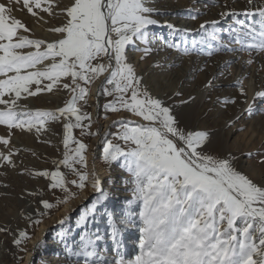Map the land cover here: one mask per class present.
<instances>
[{"label": "snow or ice", "instance_id": "obj_1", "mask_svg": "<svg viewBox=\"0 0 264 264\" xmlns=\"http://www.w3.org/2000/svg\"><path fill=\"white\" fill-rule=\"evenodd\" d=\"M249 5L251 10L237 12L225 0L227 11L220 13L224 19L247 18V22L237 19L240 31L232 32L239 48H229L222 41L219 44L223 50L248 51L246 68L257 63L253 52L264 53V6H255L254 0H249ZM17 13H26L40 26L51 25L47 32L52 38L37 37ZM166 14L154 6V0H0V126L8 129L6 135H0V166L17 167L14 156L20 149L12 144L15 131L40 134L50 131V122H62L63 158L54 161L52 170L29 172L49 181L47 187L55 200L41 198L39 203L51 211L75 199L91 184L98 194L92 211H97V206L103 208L110 198L103 187L105 181L94 165L89 168V146L74 135L76 129L81 137L102 134L99 128L92 131L95 121L83 110L91 86L100 80V95L111 98L102 105L104 118L120 112L135 117L118 118L112 122L117 130L103 133V162L109 171L115 164L128 174L107 179L113 187L118 180L126 183L132 193L127 204L138 202L140 209L135 214L122 213V219L105 209L113 240L119 245L124 225L136 220L142 224L138 254L126 258L118 246L117 258L111 264H264V153L237 154L226 147L228 139L219 136V129L191 125L182 109L194 104L197 97L189 94L184 98L181 90L171 95L154 93L129 56L134 49L144 54L140 57L143 60L154 51L139 48L136 41L149 44V29L159 23L155 17ZM54 19L58 26L51 24ZM218 23L205 21L200 25L202 40H220L215 32ZM209 25L212 32L207 31ZM168 27L177 33L188 32L171 24ZM168 46L189 54L188 46ZM191 47L196 50L195 40ZM234 62L222 67L230 68ZM155 66L162 67L159 63ZM197 71L207 73L208 66ZM262 72L264 64H259L255 74ZM252 75L242 70L228 84L223 83L227 79L223 70L205 77L200 92L208 103L225 111L244 105L239 114L225 121V129L251 118L256 114L255 101H264V83L257 86L252 81L253 95L249 97L244 81ZM229 86L236 87L235 94L215 95L218 88ZM61 90L71 94L63 106L28 107L30 99ZM244 127H236V132ZM109 137L122 143L114 144ZM257 157L261 166L258 175L246 162ZM56 193L60 194L58 199ZM33 215L35 219L28 218L38 226L44 213L34 209ZM87 222L88 217H83L82 226L87 227ZM0 233L11 235V245L24 253H14L17 262H23L25 255L32 256L26 246L21 247L32 238L27 229L14 232L4 225ZM100 239L98 232L82 236L73 255L83 257L85 264L88 258H93L91 264H109L100 259ZM42 247L46 242L38 240L33 250ZM28 264H35V260Z\"/></svg>", "mask_w": 264, "mask_h": 264}, {"label": "rangeland", "instance_id": "obj_2", "mask_svg": "<svg viewBox=\"0 0 264 264\" xmlns=\"http://www.w3.org/2000/svg\"><path fill=\"white\" fill-rule=\"evenodd\" d=\"M65 3H67V0H65ZM224 3L225 0H154V6L167 14L155 17L159 23L151 26L149 29V44L146 45L140 40L136 41L139 48L150 47L154 51L142 60L144 64L139 63V57L136 58V52H139L140 57L144 55L142 52L133 49L129 51V56L133 62L137 64L138 72L143 74L145 80L152 85L154 93H160L162 95L167 92L171 95L174 90H181L185 94L184 98H187L189 94L197 97L194 104L182 109L184 113H187L188 122L191 125L208 126L213 129H219V136L222 139H228L226 147L231 148V150L237 154L248 151L264 153V101H255L256 114L251 118L245 117L232 129H225V121L234 117L235 112L242 108V104L229 107L228 110L225 111L222 107H217L208 103L200 92L204 78L209 73L223 70L227 77L223 83L228 84L232 81L234 68L220 67L218 64L220 61H225L229 55L234 56L235 53L241 54L240 60L246 61L250 55L248 51L223 50L219 47L222 41L224 44L228 45L229 48H239L240 45L233 40L232 32L240 31L237 19H245L247 22V18L244 17L222 18L220 13L227 11L224 7ZM227 3L229 8L237 12L244 11L245 9L251 10L249 0H227ZM254 5L264 6V0H254ZM166 8L176 10L175 12L172 10H163ZM17 15L23 16L28 26L34 29L37 37L52 38V34H44L45 32L47 33V28L51 25L40 26L35 22L34 18L26 13H17ZM193 17L196 18L193 19ZM45 19H48V17H45ZM255 19L259 18L257 17ZM205 21L219 22L215 28V32L220 34L219 41H213L210 38L202 40L203 34L200 32V25ZM51 24L58 26L59 21L54 19L51 21ZM169 24L174 25L176 28L187 29L188 32L177 33L173 28L168 27ZM207 31L212 32L213 28L209 25ZM193 40H195L197 44L195 51H192L191 47ZM166 43L167 47L165 46ZM171 44H177L180 48L188 46L189 54H185L176 48L169 47L168 45ZM243 53H245L246 56H244ZM166 55H176L177 63L168 64V59L163 58L164 56L166 57ZM251 55L253 58H259L260 64H264V53L253 52ZM157 63L162 67L157 68L155 66ZM193 63L199 65L198 68L195 69ZM204 65L208 66V72L199 73L197 70ZM229 72H231V75H228ZM97 82L98 80L96 83ZM244 83L247 86V82L244 81ZM95 84L91 86V92ZM236 90L235 86L218 88L215 95H220L221 93L235 94ZM70 95V93L61 90L54 94H45L41 95L39 98L30 99L27 103L28 107L31 109L61 107ZM109 99L111 98L105 96H103L102 99L101 117L104 120L107 119L104 118L102 105ZM93 104L94 101L91 100L90 94L88 104L86 106L82 105L83 110L90 112L92 117ZM208 109H212V111L208 112ZM130 117L132 119V115L127 112H120L117 114L109 113L108 119L110 118V120H108L109 126L107 132H115L117 130L116 127L112 125L114 120L118 118L129 119ZM93 120L95 121L94 117ZM97 124L98 122L95 121L92 128L93 132L99 128ZM240 126H245L244 130L236 132V127ZM48 127L50 131H42L40 134L35 133V131L32 133L15 131L13 135L12 144L16 148H19L20 151L14 156L17 164L16 168H12L11 166H0V226L7 225L13 229L14 232L16 230L27 229L32 234V238L26 241V245H22L21 247L26 246L28 250H30L31 241L39 231L41 224L52 220L53 223L50 225L51 227L48 234H44L45 236L40 239V241L46 242V247L33 251L31 259L35 260V264H85L83 257L73 255L74 250L78 251L75 246L80 244V238L82 236H87L96 232H98L101 237L98 244L100 259H107L109 264H111V261L117 258L116 251L118 246L122 255L126 258H133L139 251L138 244L142 224L139 220H136L134 223L124 225L120 229L121 234L118 237L119 245H117V242L112 238L109 215L105 214V209H107L108 214L122 219V213L131 212L135 214L139 212L138 202L132 205L127 204V200L131 198L132 193L127 190L126 183L121 184L118 180L113 187L107 178L105 180L103 179L105 181L103 184L104 190L109 194L110 198L104 202L103 208L97 206V211L95 212H93L92 209L94 201L98 198V194L96 190L95 192L89 191V186L73 200H78L84 193H87L88 196L82 201L75 203L73 210L66 215L60 213L65 204L49 211L44 209L39 203L41 198L53 200V194L47 187L49 181L46 178L29 174V172L35 173L44 169H54V161L62 159L65 151L63 146L62 122H50ZM7 131L8 129L5 126H0V135H6ZM233 133H235V135H233ZM74 135L78 139L83 138L84 142L89 146L87 156L90 168V158L95 149V140L99 136L92 135L81 137L79 129L74 130ZM109 139H111L114 144L122 143L115 137H109ZM101 143L104 147V137ZM74 146L75 145H72V147ZM0 147H2V145H0ZM241 159L244 160L245 158L241 157ZM259 159L260 157H257L253 160L246 161L249 165V170L256 175L261 171V166L258 164ZM100 162L103 167L109 171L108 165L102 160V153ZM117 167V165L113 164L111 170H116ZM25 169L29 171H24ZM61 170L66 171L64 168ZM109 174H111L110 171ZM127 175L126 172H123L119 168L117 171H114L112 177H126ZM120 184L121 186H119ZM4 185H7V187ZM73 190L76 191L75 189ZM31 192H39L40 196L29 195ZM59 196L60 194L56 193L57 199ZM53 202L55 203V200H53ZM34 209H39L44 213L41 217L42 223L38 226L32 225L28 218L29 216H32L33 219L36 218L33 215ZM58 214H60L61 219L56 221L54 217ZM83 217H88L87 227L82 226ZM60 221L64 222L60 223ZM61 238H63V240ZM11 240V235L5 236L0 233V264H21L24 262H17L14 253L17 255H24V253H20L17 248L12 246ZM26 256L27 255H25V259L27 258ZM92 259L93 258H88V264H91Z\"/></svg>", "mask_w": 264, "mask_h": 264}, {"label": "bare ground", "instance_id": "obj_3", "mask_svg": "<svg viewBox=\"0 0 264 264\" xmlns=\"http://www.w3.org/2000/svg\"><path fill=\"white\" fill-rule=\"evenodd\" d=\"M172 7V6H171ZM183 7V6H182ZM181 7V8H182ZM184 8V7H183ZM163 10H165V11H170V10H172L173 12H175V10L176 9H170V8H166V9H163ZM171 11V12H172ZM45 35H49L50 33L49 32H45L44 33ZM51 35V34H50ZM178 35V34H177ZM168 43V42H167ZM167 43L165 44V46L167 47ZM169 44V43H168ZM235 55H237V56H235ZM235 55L234 56H232V55H229L227 58H226V60L225 61H220L218 64L220 65V67H222L224 64H226V63H229V62H233V61H235L234 63H231V65L232 64H234V65H232L231 67H233L234 68V74H233V79H232V81H234V79L235 78H237L239 75H240V73H241V71L242 70H244V71H250V72H252L253 73V75L250 77V79L249 80H245L246 82H247V87H248V89H249V97H252V95H253V84H252V81H255V84L258 86V85H260V84H262V83H264V72H262V73H260L259 74V76H257L255 73H256V69L258 68V66H259V64L261 63L260 62V59L259 58H255L254 57V59H256L257 60V63H255V64H253L250 68H246V66H245V61H242V60H240V55L241 54H237V53H235ZM243 55L244 56H246V54L245 53H243ZM136 58H140V54H139V52H136ZM138 58V60H139V63H143L144 61H142L141 59H139ZM163 58H165V59H168V64H176L177 63V56L175 55H169V56H167L166 55V57L164 56ZM194 58V57H193ZM161 59V58H160ZM194 60V59H193ZM160 61V60H159ZM179 61V60H178ZM164 63V62H163ZM144 64V63H143ZM162 64V63H161ZM193 65H195L194 67H195V69L196 68H198V66L199 65H197L196 63L194 64L193 63ZM195 71V70H194ZM203 78H204V76H203ZM102 79V78H101ZM205 79V78H204ZM99 84H100V80H98V82L93 86V88H92V92H91V100L92 101H94V107H93V117H94V119H95V121H97L98 122V126H99V129H100V126L102 127V131L104 132V133H106L107 132V128H108V126H109V121L108 120H110V118L109 119H107V120H104L102 117H101V104H102V99H103V95H100V93H99V91H98V86H99ZM70 98V97H69ZM98 103V108L96 107V104ZM241 107L243 108L244 107V105L242 104L241 105ZM241 108V109H242ZM241 109H239L238 111H236L235 112V114H234V116L235 115H237V114H239V111L241 110ZM185 114H187L186 112H185ZM120 116V115H119ZM118 117V116H117ZM135 117H133L132 116V119H134ZM129 119H131V117L129 118ZM111 120H112V118H111ZM99 137H97L96 138V140H95V149H94V152L92 153V155H91V158H90V169L93 167V165L95 166V168H96V170L99 172V174H100V176L102 177V179H106V178H108L109 176H113V173H114V171H117L118 169H119V167H117V169L116 170H111L110 172H111V174H109V171L107 170V169H105L104 167H103V165H102V163L100 162V157H101V153L100 154H97V155H95V150H96V148H97V145H98V143H100L101 144V142H102V140H100V135H98ZM225 136V135H224ZM121 184H123V183H121ZM121 184L119 185V186H121ZM89 191H91V192H95V189L91 186V184H89ZM86 196H88V194L87 193H84L83 195H82V197L81 198H79L78 200H72V201H70L69 203H66L64 206H63V208L61 209V211H60V213L61 214H64V215H66V214H68V213H70L71 212V210H73V208L75 207V203H78L79 201H82ZM61 219V216H60V214H58V215H56L55 217H54V220H56V221H58V220H60ZM53 222H52V220H50V221H46V222H43L42 224H41V227H40V229H39V231L36 233V235H35V237L32 239V241H31V249L29 250V252L30 253H32V256H33V245L34 244H36V242L38 241V240H40L42 237H44L45 235H47L48 234V232H49V229H50V225L52 224ZM45 234V235H44ZM32 256L31 257H29V256H26L27 258L24 260V262L23 263H21V264H28V261L32 258Z\"/></svg>", "mask_w": 264, "mask_h": 264}, {"label": "water", "instance_id": "obj_4", "mask_svg": "<svg viewBox=\"0 0 264 264\" xmlns=\"http://www.w3.org/2000/svg\"><path fill=\"white\" fill-rule=\"evenodd\" d=\"M100 85V84H99ZM98 91H99V86H98ZM96 107L98 108V103L96 104ZM100 130H101V135H100V140H102L103 139V131H102V127L100 126ZM103 146H102V143L100 144V143H98V145H97V148H96V150H95V155H97V154H100L101 152H102V148Z\"/></svg>", "mask_w": 264, "mask_h": 264}]
</instances>
